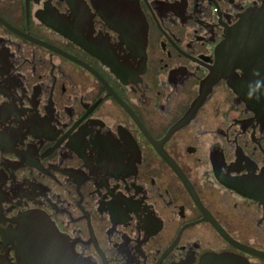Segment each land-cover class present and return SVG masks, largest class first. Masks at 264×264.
I'll return each mask as SVG.
<instances>
[{"label":"flooded vegetation","instance_id":"af4514ba","mask_svg":"<svg viewBox=\"0 0 264 264\" xmlns=\"http://www.w3.org/2000/svg\"><path fill=\"white\" fill-rule=\"evenodd\" d=\"M262 6L0 0V264L45 223L75 264H264V205L229 186L264 175V110L220 51Z\"/></svg>","mask_w":264,"mask_h":264},{"label":"water","instance_id":"95a60500","mask_svg":"<svg viewBox=\"0 0 264 264\" xmlns=\"http://www.w3.org/2000/svg\"><path fill=\"white\" fill-rule=\"evenodd\" d=\"M145 38L146 32L142 27L141 39ZM220 51L226 56L232 72L237 67L243 70V75L233 82L238 92L240 91L245 99L249 97L259 110H264V6L243 15L242 19L227 32ZM229 186L264 205V175L253 177L251 180L235 181ZM41 232H44L43 235H40ZM28 238L45 240L41 245H28V248L34 251H37V248L44 249L43 256L28 258V264H75L71 261L72 253L71 258L66 259L64 256L63 237L50 223H45L43 227L34 226ZM51 240L57 241L60 253L55 252L56 242ZM30 253L29 251L28 254Z\"/></svg>","mask_w":264,"mask_h":264}]
</instances>
